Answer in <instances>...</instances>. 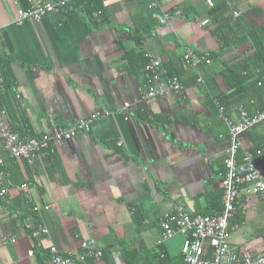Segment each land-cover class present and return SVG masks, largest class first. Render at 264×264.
I'll return each instance as SVG.
<instances>
[{"label":"crops","instance_id":"crops-1","mask_svg":"<svg viewBox=\"0 0 264 264\" xmlns=\"http://www.w3.org/2000/svg\"><path fill=\"white\" fill-rule=\"evenodd\" d=\"M204 1L162 0L165 13L175 12L145 35L134 24L153 20L145 0H71L65 12L21 25L12 22L20 1L0 0V105L12 128L36 136L109 113L89 133L54 141L31 162L8 157L0 142V187L6 188L0 195V264H42L50 246L74 255L81 241L101 251L84 264H125L122 244L129 245L130 264L163 257L170 261L164 264H184L182 238L161 241L159 221L176 204L193 214L220 210L226 131L213 96L226 90L223 64L236 66L246 53L233 48L212 61L206 67L211 88L197 68L203 83L152 98L142 96L144 78L131 72L126 53L149 52L163 64H179L186 47L199 56L216 51L202 19L194 18ZM237 2L239 12L254 6L261 15L255 10L249 17L264 21V0ZM100 14L103 23L96 26ZM138 35L139 44L132 38ZM131 63L137 70V60ZM236 107L229 105L228 115L234 117ZM241 143L264 144V123L246 131ZM240 209L243 219L229 230V245L253 254L264 248V199L244 195ZM38 224L48 232L32 238L26 229Z\"/></svg>","mask_w":264,"mask_h":264},{"label":"built area","instance_id":"built-area-1","mask_svg":"<svg viewBox=\"0 0 264 264\" xmlns=\"http://www.w3.org/2000/svg\"><path fill=\"white\" fill-rule=\"evenodd\" d=\"M71 0H57L43 2L40 0H26V7H20L13 18L15 25L26 21L39 22L47 15L66 11ZM162 0H151V7L161 12L159 24H167L168 16L161 6ZM212 6L211 0H205ZM228 14L231 18H238L240 12L234 7L231 0H225ZM209 20L204 18L200 24L208 25ZM206 55L196 56L186 47L183 50L182 60L185 64L197 69V63ZM148 62L145 65L147 80L145 98L161 97L168 91H181L183 85L175 76H169L163 68L162 60L149 52H145ZM257 85L264 82V72L257 73ZM197 82L203 83L202 76H197ZM18 98V96H17ZM217 113L226 131V150L223 158V171L220 185L222 189L221 211L213 214L190 213L182 204H176L171 212L164 214L159 221L161 241H167L176 235L182 238L180 254L184 264H264V248L256 253H240L229 245L228 221L236 211L237 201L242 196L264 198V146L254 151L242 147L241 137L244 132L264 122V110L249 113L239 105L236 114L231 117L223 106L216 102ZM128 103H125L126 108ZM108 112H96L78 118L73 124L65 128H54L36 136H21L15 131L9 120L7 111L0 105V142L4 153L15 159L26 162L33 161L43 154L55 141L69 140L80 134L91 131L93 124L107 118ZM3 159L0 157V182L3 181ZM6 193L5 186L0 187V195ZM34 211L38 207H32ZM46 227L38 224L31 230V237L44 235ZM50 258L42 264H75L83 262L86 257L99 258L101 251L96 249L91 241H81L80 251L72 254H60L53 246L48 248ZM32 251H29L31 254Z\"/></svg>","mask_w":264,"mask_h":264},{"label":"trees","instance_id":"trees-1","mask_svg":"<svg viewBox=\"0 0 264 264\" xmlns=\"http://www.w3.org/2000/svg\"><path fill=\"white\" fill-rule=\"evenodd\" d=\"M21 3V7H26V0H19ZM234 7L237 9V0H231ZM151 0H145V6L147 15H150V19H153L150 22H137L136 24V15L133 16L132 20L135 22V26L139 33L147 34L150 32L152 25L155 21H158L161 12L158 9L151 7ZM204 8L195 13L194 18L204 19L207 18L209 20L208 25H206V29L214 38L217 46L216 51H209L205 54V58L200 60L197 63V68H201L204 72V81L206 85L212 87V84L209 79V75L207 74V66L211 65L212 61H218L219 57L227 52L230 49L237 48L240 51V54L246 53V55L240 59L239 64L236 66H223L225 67L220 71V76L225 85L224 93H215L214 99L224 107L225 112L228 114L229 105L233 106H243L249 113H254L255 111L264 110V82L258 86L257 78H255L257 73L264 72V21L260 23H255L250 17L249 13L255 11L261 15V11L256 9L254 6L248 5L245 10L240 12V16L236 19L230 18L227 12V6L225 0H212V6H208L204 1ZM174 10H170L167 15L174 14ZM181 15L186 16L188 12L179 9ZM99 15L98 19L93 22L96 26L100 23H103V20ZM138 44L141 39V35L138 37H132ZM196 55V54H195ZM200 55V54H199ZM197 54L196 56L199 57ZM128 62H130V70L134 74L141 73V76L144 78L146 83L147 80V72L145 71V65L148 60L145 57L144 52H127L126 53ZM135 58L137 60V70L133 69L131 60ZM163 68L166 69V72L169 76H175L184 86H189L191 84H195L197 74L195 68L190 67L182 61L180 56V62L177 64L176 60L171 61L170 63H164ZM237 108V107H236ZM143 114L142 112H137V115ZM145 115V114H144ZM264 123V122H263ZM256 127V126H254ZM252 127V129L254 128ZM245 133V132H244ZM243 133V134H244ZM21 136L24 134L20 133ZM33 136V135H31ZM104 138H107L104 137ZM104 140V139H102ZM110 142H113L111 140ZM264 144H259L257 146L248 147L247 149L254 151L260 147H263ZM2 147V145H1ZM242 198V197H241ZM259 198V197H258ZM264 199V198H262ZM236 211L233 217L228 221V230L231 229L233 224H240L243 215L242 210L240 209V200L237 201ZM221 211V208L218 212ZM138 209H134L133 211V221L135 225H138L141 219L139 218ZM37 226V225H36ZM35 227L30 226L26 229V231L30 233L31 230ZM26 228V226H25ZM129 245L122 244V257L125 264H130V251L127 250ZM240 252V251H237ZM243 253V252H240ZM75 256V254L73 255ZM87 258L83 262H79V264H84ZM150 264H164L170 263L165 257L158 259L156 261H149ZM88 263V262H87Z\"/></svg>","mask_w":264,"mask_h":264}]
</instances>
